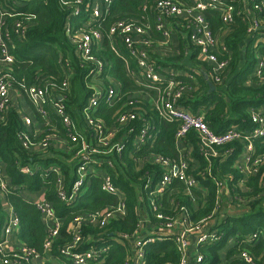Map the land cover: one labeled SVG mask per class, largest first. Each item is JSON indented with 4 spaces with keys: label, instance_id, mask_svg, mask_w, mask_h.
<instances>
[{
    "label": "built area",
    "instance_id": "1",
    "mask_svg": "<svg viewBox=\"0 0 264 264\" xmlns=\"http://www.w3.org/2000/svg\"><path fill=\"white\" fill-rule=\"evenodd\" d=\"M29 1L0 0V122L8 109L14 108L11 92L15 90L17 93H25L40 127L30 130L33 126L32 119L24 116L27 129L34 134L33 140L24 142V146L33 152L44 154L53 141V147L68 153L69 163H73L74 179L69 189L65 188V179L59 172L60 169H53L58 175V197L69 205L74 203L83 192L92 170L96 173L93 175L99 177L100 189L117 198V203L107 209L74 217L68 228L73 235L72 241L60 246V255L73 264H104L103 254L110 249V241H116L127 249L122 264H150L147 248L158 242H171L179 254L177 264H206L199 247L211 246L223 236L215 227L217 219L213 215L217 211L197 223L192 220L186 206H182L175 214L173 212V200L178 192L173 187L174 182L182 184L184 195L189 196L194 205L197 200L193 192H201L205 197L207 195L199 179L206 178V175L199 171L198 160L193 155L194 146L187 141V137L191 133L196 134L198 153L209 165L216 158L221 159V163L226 161L233 154V149L225 148L232 143L241 142L242 150L234 159L232 168L242 173L237 184L241 189L247 190L250 178L256 176L264 165V153H257L255 143L256 140L264 141V107L251 108L253 127L249 130L232 125L224 132L213 131L203 113L195 114L180 104L189 87L183 79L178 78V74L171 71L173 69H166L158 64L153 56L154 40L151 32L160 34L165 42H169L172 29L167 26V20L176 21L179 26L185 27L190 42L198 49L199 58L211 65L207 77L214 85L220 86L223 83V73L230 64L231 52L222 35L213 32L205 11L219 12L221 21L226 25L234 23L236 17H241L247 24L248 38L258 50L260 44L264 43V0H144L140 7L144 13V21L138 18H117L107 28L105 24L111 16L114 0H58L68 11L65 35L74 46L82 65L88 64L85 84L90 93L81 111L84 119L81 125L71 117L65 103L66 92L70 87L69 74L61 83L46 80L42 84L28 86L24 92L13 88V77L9 69L14 62L12 34L25 35L29 23L25 22L23 8ZM27 15L29 19L33 17L31 13ZM150 15L152 24L148 21ZM9 18L14 20L11 30L5 28ZM105 36L116 57L123 59L126 74L140 88L139 94L155 91L156 97L148 101L156 116L163 121L178 123L175 135V147L179 153L177 158L162 157L155 152L138 155L145 145L153 146L157 138L150 122L146 121L140 130L131 125L140 116L138 100L129 98L127 105L130 109L118 116L117 126L109 127L101 119L94 118L98 108L112 107L125 98L115 77L111 75L113 65L95 57L96 52L102 48ZM118 41L124 50L118 46ZM256 57L253 76L257 77L260 85H264V57L258 53ZM196 73H200V70L186 73L185 76L195 79ZM51 115L59 118L69 140L65 136L59 137ZM124 127L127 130L123 133ZM47 128L51 133L45 139H38ZM125 153L133 160L137 172L142 171L145 166L149 167L139 177L140 184L136 189L140 198L136 206V228L132 233L110 232L107 237L103 235V230L98 236L99 241L106 238L109 245L106 244L102 249L92 247L82 250L83 223L105 229L111 220L124 218L128 213L125 192L116 182L119 174L114 176L116 164ZM23 172L32 171L30 167H24ZM225 177L223 180L213 177L217 187V201L220 205L223 201H231L229 208L237 213L240 207L236 204L241 201H238L237 194L234 198L227 176ZM260 182L264 183V179ZM0 189L5 194L6 184L1 176ZM36 204L49 233L44 243L46 252L52 248L62 224L46 199H41ZM167 210L172 214H166ZM8 216L0 234V264H22L23 261L24 264H44V257L28 249L23 243L18 246L8 245L9 237L17 236L20 228V221L13 209ZM251 240L250 237L246 239L248 242ZM253 260L248 251H242L237 264H253ZM163 264L175 263L167 261Z\"/></svg>",
    "mask_w": 264,
    "mask_h": 264
},
{
    "label": "trees",
    "instance_id": "2",
    "mask_svg": "<svg viewBox=\"0 0 264 264\" xmlns=\"http://www.w3.org/2000/svg\"><path fill=\"white\" fill-rule=\"evenodd\" d=\"M143 1L114 0L111 16L105 27L107 28L117 18H138L144 21V13L140 10ZM178 1L186 2L187 0ZM23 9H25L23 17H26L25 22L29 23V26L23 36L12 34L14 62L9 69L13 77V88L24 92L28 86L42 84L46 80L61 83L69 74L70 87L66 92L65 103L71 117L78 124H83L81 111L90 93L85 84L88 64L82 65L74 46L65 35L68 11L59 4L58 0H30ZM26 13L33 14V17L29 19ZM205 15L213 32L222 35L231 52L230 64L223 73V83L220 86L215 85V89H210L209 78L207 79L205 75L209 73L211 65L199 58L198 49L190 42L185 27H178L180 34L184 37L179 47V55L168 60L182 59L187 56L191 63L190 67L182 64L183 62L166 63L159 59L156 61L166 68L174 70L183 68L180 69L183 74H178V78L183 79L182 81L188 85L189 89L180 100V104L195 114L203 113L213 131L224 132L232 125L249 130L253 127L251 108L264 107V85H260L257 77L253 76L257 53L264 57V43L260 44L258 50L254 48L253 42L248 38L247 24L241 17H236L234 23L226 25L221 21L217 11L207 10ZM152 20L150 15L149 23L152 24ZM13 23L12 18L7 19L5 28L11 30ZM117 44L122 48L119 41ZM95 57L101 58L106 64L113 65L111 75L115 77V82L125 98L112 107L98 108L94 118L101 119L109 127L117 126L118 116L130 109L127 105L129 98L138 100L140 116L131 125H135L136 129L140 130L148 121L154 128L153 131L157 133L154 145H145L144 150L138 155L144 152H147L146 154L155 152L162 157L177 158L179 153L175 147V135L178 123L163 121L156 116V112L152 111V105L147 99V91L143 95L139 94L140 88L131 82L126 74L123 59L116 57L106 36L102 48L96 52ZM194 70H200V73H196L195 79L185 76L186 73ZM84 90L87 93L86 97L82 98ZM25 115L14 108H9L0 122V176L6 184L5 194H2L0 189V234L9 217L10 210L6 211V204H9L20 221L17 236L21 243L42 255L45 259L44 264H73L59 253L61 245L72 241L73 235L68 228L73 218L77 215L82 216L107 209L117 203V198L100 189L99 177H95L93 174L96 173L91 170L84 190L76 201L69 205L61 200L57 195L58 175L53 169H60L59 172L65 179V188L69 189L74 179L73 163H69L70 155L56 150L53 147V141L44 154L26 148L24 142L33 140L34 134L26 127ZM51 116L59 137H66V130L59 118ZM126 130L124 127L122 132ZM50 133L51 130L47 128L46 132L37 138L45 139ZM66 138L69 140V137ZM187 141L194 146L193 155L198 160L199 171L206 175V178L199 179L207 195L205 197L201 192H193L197 200L194 205L190 197L184 195L182 184L174 182L173 187L178 191L173 200L174 214L182 206H186L190 210L192 220L197 223L211 216L215 210L217 211L213 215L214 219H217L215 227L223 233V236L211 246L199 247L206 264H237L242 251H248L252 255L253 264H264V183L260 182L264 179V165L256 176L250 178L248 189L244 190L237 184L242 178V173L232 168L234 159L242 150L241 142L232 143L225 148L233 149V154L226 161L221 163V159L216 158L212 159L209 165L198 153L196 134H189ZM255 143L257 153H264V141L256 140ZM24 167H30L32 172L24 173ZM148 169L149 167L145 166L142 171L137 172L133 160L126 153L121 155L116 164L114 176L119 174L116 182L125 192L128 213L124 218L111 220L105 229L83 223V242L80 246L82 250L92 247L102 249L106 244L109 245L106 238L99 241L98 236L103 230L105 237L110 232L132 233L134 231L137 222L136 206L140 201L136 189L139 188V177ZM225 173H227L225 176L234 198L237 194L238 201H241L240 204H236L240 207L236 215H229L222 211V205L217 201V187L213 177L223 180ZM31 192L44 193V199L52 205L55 214L61 220L59 235L52 248L46 252L44 243L49 233L37 204L29 200L30 197L27 194ZM164 205L168 206L166 202ZM165 213L172 214L170 210ZM151 220L154 221L153 216ZM248 237L252 239L249 242L246 241ZM110 244V249L103 254L104 264H122L127 249L116 241H110ZM147 254L150 264H163L167 261L177 264L179 261L176 246L171 242L153 244L147 248Z\"/></svg>",
    "mask_w": 264,
    "mask_h": 264
},
{
    "label": "crops",
    "instance_id": "3",
    "mask_svg": "<svg viewBox=\"0 0 264 264\" xmlns=\"http://www.w3.org/2000/svg\"><path fill=\"white\" fill-rule=\"evenodd\" d=\"M166 23H167V26L172 29V35H171V39L169 42H165V39L160 34L154 31L151 32L152 38L154 39V45H155L154 54H155L156 59L157 60L159 59V61H165L166 63L183 62L182 64H185L186 66L190 67L191 63L187 59V56L182 59L168 60L169 58H173L179 55V47L182 45L181 43L184 37L180 34V30L178 28L182 26H179L176 23V21L167 20ZM161 66L163 65L161 64ZM163 67L166 68V66H163ZM166 69H170V68H166ZM180 69H183V68H178L176 70L173 69L171 71H174L176 74H181ZM11 94H12V97L15 98L16 105H14V109H16L20 113L26 114L32 119L33 126L30 127V130H35L39 128L40 123H39V120L36 118L33 106L32 105L29 106L28 104L25 105L24 101H22V98L19 97L18 93L15 90H13ZM146 95H147L148 100L154 99L156 97V93L153 90L147 91ZM27 195H29L30 197L29 200L35 203L41 199H44V196H45L44 193L42 194V193H34V192H31ZM9 210H11V206L9 204H6V211L9 212ZM9 239H10V242L8 243V245L10 246H18L21 243V240L18 238V236H11L9 237Z\"/></svg>",
    "mask_w": 264,
    "mask_h": 264
},
{
    "label": "rangeland",
    "instance_id": "4",
    "mask_svg": "<svg viewBox=\"0 0 264 264\" xmlns=\"http://www.w3.org/2000/svg\"><path fill=\"white\" fill-rule=\"evenodd\" d=\"M171 33H172V32H171ZM152 51H153V56H154V58L156 59L155 54H154V51H155V45L153 46ZM156 60H157V59H156ZM86 93H87V92H85V90L82 91V95H81V97H82V98L86 97ZM18 95H19L20 98H22V101H24V104H25V105H26V104H28L29 106L31 105V104H30V101L28 100V98H27V96L25 95V93H22V92L19 93V92H18ZM13 104L16 105V104H15V98H13ZM226 174H227V173H225V174H224V177H222V178H226V177H225ZM230 203H231V201H230V202H224V201H223V203H222V211L230 212L229 215H236V213H233L234 210H232V209L229 208L230 205H228V204H230Z\"/></svg>",
    "mask_w": 264,
    "mask_h": 264
},
{
    "label": "water",
    "instance_id": "5",
    "mask_svg": "<svg viewBox=\"0 0 264 264\" xmlns=\"http://www.w3.org/2000/svg\"><path fill=\"white\" fill-rule=\"evenodd\" d=\"M205 76H206V78L208 79L207 75H205ZM209 86H210V89H211V90L215 89V85H214L213 82L210 81V80H209Z\"/></svg>",
    "mask_w": 264,
    "mask_h": 264
}]
</instances>
